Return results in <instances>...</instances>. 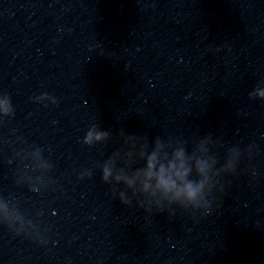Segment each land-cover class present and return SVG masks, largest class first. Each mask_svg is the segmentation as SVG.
<instances>
[{
    "label": "water",
    "instance_id": "water-1",
    "mask_svg": "<svg viewBox=\"0 0 264 264\" xmlns=\"http://www.w3.org/2000/svg\"><path fill=\"white\" fill-rule=\"evenodd\" d=\"M257 87L264 0H0V264H264ZM157 139L239 156L157 203L114 179Z\"/></svg>",
    "mask_w": 264,
    "mask_h": 264
},
{
    "label": "clouds",
    "instance_id": "clouds-1",
    "mask_svg": "<svg viewBox=\"0 0 264 264\" xmlns=\"http://www.w3.org/2000/svg\"><path fill=\"white\" fill-rule=\"evenodd\" d=\"M253 95L264 99V87H257ZM12 111L10 98L0 95V115H8ZM106 132L89 129L85 132L83 142L91 144L103 139ZM207 141H201L192 151L184 146L162 143L155 140L151 147L141 144L134 152L127 153V159L137 164L128 174L114 177L133 191V194L153 198L157 203L166 202L187 207H198L204 199L206 190L211 187V180L217 171H233L238 152L230 151L222 168L216 169L218 161L208 154ZM135 147V146H134ZM113 176L111 164L103 168V178L107 181ZM123 198V193H121ZM0 214L8 219L5 205L0 203Z\"/></svg>",
    "mask_w": 264,
    "mask_h": 264
}]
</instances>
